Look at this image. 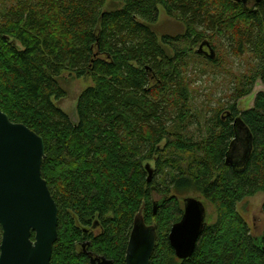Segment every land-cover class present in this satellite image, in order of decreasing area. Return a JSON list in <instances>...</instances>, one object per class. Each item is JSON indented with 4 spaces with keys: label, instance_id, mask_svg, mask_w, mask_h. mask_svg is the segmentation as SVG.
Returning a JSON list of instances; mask_svg holds the SVG:
<instances>
[{
    "label": "trees",
    "instance_id": "obj_1",
    "mask_svg": "<svg viewBox=\"0 0 264 264\" xmlns=\"http://www.w3.org/2000/svg\"><path fill=\"white\" fill-rule=\"evenodd\" d=\"M107 1L0 0V110L44 142L41 176L58 209L49 264L101 256L125 264L139 211L156 228L150 264H264V203L259 236L238 210L264 193V92L250 108L235 105L257 79L264 84V0H110L120 6L105 10ZM158 7L185 31L158 38ZM216 39L254 64L226 114L217 110L194 137L188 55L217 62ZM203 42L208 54L194 49ZM63 70L92 81L77 98L76 123L53 102L65 96ZM189 190L216 218L178 259L168 233L183 214L178 195Z\"/></svg>",
    "mask_w": 264,
    "mask_h": 264
},
{
    "label": "water",
    "instance_id": "obj_2",
    "mask_svg": "<svg viewBox=\"0 0 264 264\" xmlns=\"http://www.w3.org/2000/svg\"><path fill=\"white\" fill-rule=\"evenodd\" d=\"M203 42L198 52L202 51ZM212 55V50H210ZM45 146L41 136L0 110V264H49L57 240L58 209L41 176ZM226 163L234 164L231 155ZM148 169V168H147ZM148 180L151 170L148 169ZM154 212L156 206H154ZM200 199H183L181 219L172 224L168 241L178 259L188 258L204 225ZM33 235V236H32ZM156 228L139 211L129 234L125 264H150L156 246ZM91 263L113 264L105 257Z\"/></svg>",
    "mask_w": 264,
    "mask_h": 264
},
{
    "label": "rangeland",
    "instance_id": "obj_3",
    "mask_svg": "<svg viewBox=\"0 0 264 264\" xmlns=\"http://www.w3.org/2000/svg\"><path fill=\"white\" fill-rule=\"evenodd\" d=\"M120 6L118 3L108 0L104 5L105 10H113ZM158 38L161 36L180 35L185 31V26L181 21L165 14L161 7H158V19L152 26ZM213 42L217 62L211 63L206 56L199 54L188 55V65L186 76L190 91L189 102L191 106V118L187 125L188 131L194 136L205 134V128L210 124L209 120L219 111V115L226 114V105L233 100V92L236 84L247 75L254 64L249 54L235 56L231 54L228 46L216 39ZM199 45V44H198ZM198 45L194 48H199ZM208 54L209 49L205 46L202 51ZM58 84L65 92V96L60 99H53L56 106L62 109L72 123L77 122L76 102L79 94L88 86L92 85L89 75L77 77L74 72L63 70L57 77ZM264 92V84L259 79L254 83L251 92L235 101L238 110L252 107L255 95ZM209 122V123H208ZM153 174L152 162L146 165ZM195 197L202 201L205 207L204 221L212 223L216 218V211L213 204L203 198V196L193 190H189L181 195ZM159 196L155 195V199ZM264 203V193L258 192L253 196L246 197L238 203V210L247 221L254 236H259L263 230L262 204Z\"/></svg>",
    "mask_w": 264,
    "mask_h": 264
}]
</instances>
